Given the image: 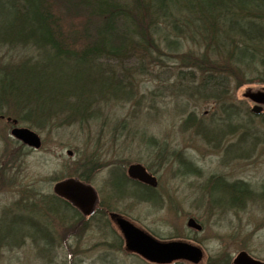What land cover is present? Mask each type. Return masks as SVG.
Instances as JSON below:
<instances>
[{
    "label": "trees",
    "instance_id": "trees-1",
    "mask_svg": "<svg viewBox=\"0 0 264 264\" xmlns=\"http://www.w3.org/2000/svg\"><path fill=\"white\" fill-rule=\"evenodd\" d=\"M2 51L0 121L10 117L36 129L51 124L84 128L95 122L100 124V144L108 133L115 145L129 131L128 123L120 119L109 125L104 111L116 101L134 99L136 74L149 73L181 94L214 100L228 115L233 109L228 100L233 89L264 84V0H0ZM15 51L21 56L15 58ZM195 117V111L189 112L184 124ZM196 125L205 128L202 120ZM141 133L158 160L160 155L172 159L166 154H184ZM215 134L220 137L219 131ZM204 136L209 140L207 133ZM246 137L241 134L239 141ZM232 146L236 144L227 147ZM85 157L74 176L88 181L97 161ZM178 159L182 171L197 170L189 160ZM111 165L109 185L114 194L156 201L157 189L131 179L122 164ZM219 180L224 188L233 186L241 195H255L243 180L232 184ZM47 202L49 214L66 215L74 224L83 219L65 198L54 194ZM20 209L14 206L0 220V247H22L29 238L39 255L53 264L56 240L52 232L42 233L46 227L32 214L35 211L27 213L26 206L25 213ZM102 213L89 218L102 219ZM6 220L9 226L26 221L34 233L24 231L13 239L11 231L2 229ZM109 233L114 245L117 236ZM223 260L222 264H230L227 256Z\"/></svg>",
    "mask_w": 264,
    "mask_h": 264
},
{
    "label": "rangeland",
    "instance_id": "rangeland-1",
    "mask_svg": "<svg viewBox=\"0 0 264 264\" xmlns=\"http://www.w3.org/2000/svg\"><path fill=\"white\" fill-rule=\"evenodd\" d=\"M19 52H14L15 58L21 56ZM134 79L137 80L134 99L116 101L104 111L109 125L120 119L128 123L129 131L115 145L108 133L103 135L100 144V124L95 122L84 128L51 124L36 129L19 121L18 125L39 133L42 146L31 149L28 154L26 151L10 154L20 152L8 137L10 128L4 134L0 132V220L14 206L22 208L24 213L25 206L29 209L27 213L35 211L32 214L46 227L42 233L49 230L56 240L51 251L53 264H156L126 249L124 234L109 216L110 211L123 215L159 242L183 239L198 245L204 257L197 264H222L226 256L232 264L241 252L264 262V104L260 114L253 113L255 103L245 94L263 91L264 84H245L233 89L228 97L233 109L228 115L214 100L181 94L174 87H168V82L165 84L149 73L136 74ZM191 111L196 112V120L184 124ZM198 119L205 123L204 129L196 125ZM5 124H8L6 120L0 121L2 128ZM143 131L166 143L170 150L184 154H166L172 159L160 155L158 160L157 154H152L143 141ZM218 131L220 137H216ZM241 134L247 137L239 141ZM218 142L215 147L214 143ZM230 143L236 146L228 148ZM94 148L95 154H86ZM86 155L97 161L86 181L97 195L89 213L105 214L98 220H91L89 213L83 214V219L74 224L66 215L49 214L47 199L56 194L58 182L76 177L74 174L78 173ZM179 157L189 160L197 170L189 173L179 169L182 166ZM137 162L147 166L158 179L156 201L136 199L132 194H114L109 185L111 164H122L127 173L129 164ZM219 178L231 184L243 180L255 195L247 196L246 192L241 195L233 186L224 188V182L217 181ZM235 200L241 203H229ZM190 217L202 228L189 226ZM8 223L4 221L2 229L11 231L13 239L24 231L34 233L26 221L12 226ZM109 232L119 237L114 245L115 238ZM47 258L39 255L38 247L29 238L22 247H0V264H52ZM160 264L196 263L179 259Z\"/></svg>",
    "mask_w": 264,
    "mask_h": 264
},
{
    "label": "water",
    "instance_id": "water-1",
    "mask_svg": "<svg viewBox=\"0 0 264 264\" xmlns=\"http://www.w3.org/2000/svg\"><path fill=\"white\" fill-rule=\"evenodd\" d=\"M246 96L257 103H264L263 91H248ZM253 111L259 113L261 106L255 105ZM13 134L31 145L37 146L38 144V137L32 131L16 128L13 130ZM128 174L130 177L144 181L151 186H157V179L148 173L146 168L140 163L130 164ZM55 189L58 194L73 202L85 214L91 211L97 200L95 189L91 185L75 178L59 182ZM110 216L124 233L126 248L138 253L149 261L170 263L175 259H185L193 263H199L203 258V250L198 245L185 241L159 242L133 226L118 213L112 212ZM188 225L196 229L202 228L201 224L193 217L189 218ZM234 264H264V262L252 257L247 252H241L236 256Z\"/></svg>",
    "mask_w": 264,
    "mask_h": 264
},
{
    "label": "flooded vegetation",
    "instance_id": "flooded-vegetation-1",
    "mask_svg": "<svg viewBox=\"0 0 264 264\" xmlns=\"http://www.w3.org/2000/svg\"><path fill=\"white\" fill-rule=\"evenodd\" d=\"M2 120H6L8 122V124L7 125L5 124L6 126H4V128H2V126H0V132L4 134L6 129L10 128V134L8 135V137L10 138L12 143L18 147V150L20 151V152H16V153L11 152L10 154H25V151H26V154H28L29 152H32L31 149L32 150L33 149H39L42 146V138L40 135H37V137H38L37 146L32 147V145L30 143H28L24 140L18 139L12 135V130L16 126L15 122H13L12 119H9L8 117H3ZM28 131H30V130H28ZM0 140H1V137H0Z\"/></svg>",
    "mask_w": 264,
    "mask_h": 264
}]
</instances>
